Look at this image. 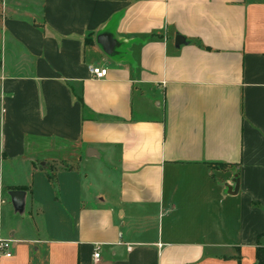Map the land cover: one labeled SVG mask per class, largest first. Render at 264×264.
<instances>
[{
  "label": "crops",
  "instance_id": "1",
  "mask_svg": "<svg viewBox=\"0 0 264 264\" xmlns=\"http://www.w3.org/2000/svg\"><path fill=\"white\" fill-rule=\"evenodd\" d=\"M0 96V264H256L264 0H0Z\"/></svg>",
  "mask_w": 264,
  "mask_h": 264
},
{
  "label": "water",
  "instance_id": "2",
  "mask_svg": "<svg viewBox=\"0 0 264 264\" xmlns=\"http://www.w3.org/2000/svg\"><path fill=\"white\" fill-rule=\"evenodd\" d=\"M97 41H98V43H100L102 45L104 50L108 53L109 49L111 47L110 43L108 42V37L99 36L97 38ZM183 42H184L183 38L176 36V38H175V45L176 46L180 45ZM90 151H92V150L87 151V155H91ZM233 182L235 184L233 189H234V191H236L238 189V179H234ZM8 195L10 197V201H11V204L13 206L14 211L21 213L23 211V207H24L25 192L21 191V190H10V191H8Z\"/></svg>",
  "mask_w": 264,
  "mask_h": 264
},
{
  "label": "built area",
  "instance_id": "3",
  "mask_svg": "<svg viewBox=\"0 0 264 264\" xmlns=\"http://www.w3.org/2000/svg\"><path fill=\"white\" fill-rule=\"evenodd\" d=\"M90 73L92 77L100 80L106 77L107 69L105 67L100 66H92L90 67ZM13 240H4L0 238V256L4 258H10L12 256L11 248ZM100 256L99 247L94 248L93 258L98 259Z\"/></svg>",
  "mask_w": 264,
  "mask_h": 264
},
{
  "label": "trees",
  "instance_id": "4",
  "mask_svg": "<svg viewBox=\"0 0 264 264\" xmlns=\"http://www.w3.org/2000/svg\"><path fill=\"white\" fill-rule=\"evenodd\" d=\"M90 42V41H89ZM78 101L80 103L81 99L78 98ZM83 119H87L84 115H83ZM223 165V164H221ZM55 167L50 166L49 168H46L44 171H46V176L48 178V180L50 181V183H52L53 186L56 185V179H55V171L54 170ZM19 190H24V188H20ZM256 264H264V248H257L256 251Z\"/></svg>",
  "mask_w": 264,
  "mask_h": 264
},
{
  "label": "rangeland",
  "instance_id": "5",
  "mask_svg": "<svg viewBox=\"0 0 264 264\" xmlns=\"http://www.w3.org/2000/svg\"><path fill=\"white\" fill-rule=\"evenodd\" d=\"M0 102H1V96H0ZM0 106H1V103H0ZM0 109H1V107H0ZM63 167H66V165L64 163L63 164H60L59 167L56 166L54 170L59 169V168H63ZM5 204H6V207L11 206V202H10V199H9L8 196H6V198H5ZM15 214H18V213H15ZM19 216H20V214H18V218H19Z\"/></svg>",
  "mask_w": 264,
  "mask_h": 264
}]
</instances>
